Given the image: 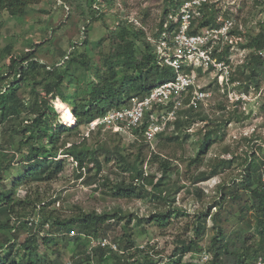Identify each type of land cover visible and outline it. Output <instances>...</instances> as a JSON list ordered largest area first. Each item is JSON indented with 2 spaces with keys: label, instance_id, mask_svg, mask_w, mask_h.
<instances>
[{
  "label": "rangeland",
  "instance_id": "obj_1",
  "mask_svg": "<svg viewBox=\"0 0 264 264\" xmlns=\"http://www.w3.org/2000/svg\"><path fill=\"white\" fill-rule=\"evenodd\" d=\"M91 6L92 8L88 0H38L29 4L22 16H11L2 11L0 77L4 78L0 80V90L5 91L13 81L16 74L14 72L18 73L20 67L28 68L32 61H37L38 67L34 73L37 83L34 90L41 93L43 86L54 80L53 77L43 79L45 75L42 73L57 69L63 76V81L53 101V116L58 115L62 119V107L66 116L72 106L80 105L91 86L104 80V61L114 49L112 36L117 32L119 23L125 22L132 30H141L147 40L155 45L160 36L156 39L154 36L158 33V25L168 3L165 0H97ZM214 9L217 11L216 16L232 19L236 26L242 27L241 42L233 47L230 54L236 66L233 78L240 82V91L248 95V102L232 105L213 93L208 107L198 111L206 116L205 122L190 123L186 130H180L178 140H169L171 131L147 141L133 132L113 133L109 129L89 131L87 124L83 123L75 132L62 139L67 141V147L75 143L94 151L100 170L97 171L88 159L84 162V168L80 169L74 160L68 158L64 159L63 168L56 178L21 184L16 189V198L24 203L15 206L9 216L0 215V223L8 221L10 227L0 233V244L6 246L0 256L2 263L6 260L7 253L11 252L13 256L14 251L30 235L33 234L40 240L49 232L47 224L40 226V212L37 211L41 205H44L48 214H53L60 220L69 219L80 211L118 213L124 217L119 223H107L109 226L106 230H100L97 237L87 238L85 254L93 264L97 263L92 255L93 250L101 247L98 243L103 239L107 245L101 248L117 255L123 254L122 264H136L138 261L171 264L179 255L177 250L183 243L190 241L196 249L185 253L181 263L209 264L212 257L210 243L216 233L215 228L219 227L226 236H238V239L246 240V248L252 251L258 248L259 238L254 230L252 212L240 219L238 210L243 200H249L247 187L251 185L249 187L253 189L256 186L259 174L263 181L264 91H260L264 86V66L262 70L256 67L254 79L257 80L258 87H255L253 81L248 83L238 79L237 69L240 67L243 74L250 73V68L246 65L255 55L253 50L242 47L246 46L249 38L255 37L260 31L264 33V0H220ZM172 16L168 10L167 20L172 21ZM137 49L138 52L141 51L140 44ZM72 59L77 62H72ZM11 67L14 71L9 73ZM117 71L121 76V72ZM32 83V80L26 81L20 90V98L26 108L33 101V94L30 92ZM256 94L257 100L254 98ZM27 113L20 112L15 124L31 115ZM7 131L9 127L6 129L0 125V148L7 150L2 155L9 160L13 153L8 152L4 143ZM205 131L212 133V142L206 152L197 158ZM100 144H104L113 154L111 161H104L102 151L96 148ZM116 147L119 148L118 153L127 156L128 161L140 156L144 176L153 177L154 181L160 179L161 162L170 164L171 171L162 186L169 187V196L165 197L170 201H159L149 194L132 198L116 197L112 187L120 181H124L125 185L131 181L130 175L121 171L120 164L115 159ZM63 158L62 155L57 156V159ZM196 158L198 161L192 163ZM221 161L225 165L218 167L216 175L196 182L198 173H209ZM16 162L17 158L13 165ZM248 172L251 174L250 184L243 186L241 182ZM11 184V178L7 177L4 185ZM224 187L235 198L227 197L224 202L221 201L220 198H224L221 188ZM147 190H150V186H147ZM40 202L42 203L37 209H33L34 204ZM169 209L175 211L170 213L166 226L146 222L155 213L167 212ZM207 211L204 235L199 238L194 233L195 223L197 217ZM214 217L221 222L215 228ZM35 220L37 224L32 227L22 226L23 222ZM125 233L133 242L132 248L127 243ZM72 236L54 234L52 244H40L37 254L46 257L44 264H86L84 256L76 252L75 245L70 240ZM130 256L132 259H128ZM247 263L254 264L253 259H248Z\"/></svg>",
  "mask_w": 264,
  "mask_h": 264
},
{
  "label": "trees",
  "instance_id": "obj_2",
  "mask_svg": "<svg viewBox=\"0 0 264 264\" xmlns=\"http://www.w3.org/2000/svg\"><path fill=\"white\" fill-rule=\"evenodd\" d=\"M37 1L0 0V13L6 11L11 16H22L25 13L26 7ZM96 1L88 0L90 8H92V3H96ZM165 2L168 3V6L163 11L162 19L158 25V33L154 36L155 39L161 36L160 34L164 32L169 33L177 28L176 23L167 20L168 10L174 15L179 11L184 0H165ZM202 13L203 18L193 32H196L200 28L217 26L214 23L217 15L214 5L204 3L202 5ZM164 24H167L166 29L163 27ZM238 32V26H235L234 33ZM112 40L114 42V49L104 61V80L91 86L89 93L81 99L80 105L72 106L70 109L71 112L69 111L66 116H64L65 110L62 107V119L58 115L53 116L55 113L53 101L63 81V76L57 69L42 73L45 75L43 79L53 77L54 80L45 84L41 93H36L34 90L37 83L34 76L38 67L37 61H32L28 68L20 67L18 73L14 72L16 74H14L13 81L5 88V91L2 92L0 90V125L5 126L6 129L9 127V131L5 132L4 143L9 150L8 152L13 153L11 158L7 160V156L2 155V152L7 150L0 148V215L9 216L15 206L24 203L18 201L16 198V189L21 184L50 181L56 178L59 171L63 168L64 159L71 158L77 163L80 169L84 168V162L88 159L93 163L97 171H99L100 163L95 158L94 151H90L83 145L75 143L67 147V141L65 139L63 140L62 137L75 132L83 123L88 124L93 119L103 116L107 111L126 105L133 97L141 98L154 87L174 78L173 71L169 67L159 63L155 45L147 40L141 30H132L125 22H121L119 23L117 32L113 34ZM138 44L141 45V51L139 52L137 49ZM242 48H249L253 51L264 49V33L260 31L255 37L249 38L246 46ZM5 51L9 52V49L5 48ZM71 61L77 62L76 59H72ZM246 66H249L250 73L243 74L239 67L237 69L238 79L248 83L253 81L255 87H258L256 86L257 80L254 79L256 67L262 70L264 66L263 60L253 57L252 61ZM13 69L11 67L9 73H12L14 71ZM117 70L121 72V76H119ZM3 78L4 76H1L0 80ZM31 80L33 83L30 92L33 94V101L26 108L20 98V90L26 81ZM23 111L28 112L27 114L31 113V115L15 124L16 118H18L17 115ZM205 120L206 116L200 112H194L193 110L180 112L175 122L169 125V131L172 132L169 140H178L180 130L187 128L190 123L195 121L205 122ZM67 125H74V127ZM97 130L99 131L100 129ZM143 130L144 127L138 131H134V134L142 136ZM161 136L162 133L158 135V137ZM212 136L210 131L204 132L202 141L199 144L197 158L206 152L209 144L212 142ZM96 148L102 151L105 162L111 161L113 154L106 149L104 144H100ZM114 151H116L117 156L115 159L120 164L121 171L128 173L131 178L130 183L127 185L124 184V181H120L112 187L113 194L116 197L132 198L142 194H149L153 199L170 201L165 197V195L169 194V187H162L164 180L167 178V174L171 171L170 164L165 161L161 162L160 179L154 181L155 178L144 176V172L142 171L143 160H141L140 156L132 161H128L127 156L118 153V147ZM58 155H62L64 158L57 159ZM16 158V165H13L15 164L14 161ZM197 158L192 163H196L198 161ZM224 165L225 162L221 161L209 173H198V176L195 178L196 182L205 181L210 176L216 175L218 173V167H223ZM7 177L12 180L10 186L4 185ZM250 177L251 174L248 172L241 182V185L250 184ZM147 186H150L149 191L147 190ZM249 186L247 187L249 200H243L238 212L240 219H243L248 212H252L255 223L254 230L259 238L258 248L252 251L246 248V240L238 239V236H226L220 227L215 228L217 223L221 222L217 220L218 218L214 217L213 222L215 223L214 228L216 233L209 247L212 254L209 264H248V259H253L254 264H257L259 258H261L264 264V182L261 179V174L257 177L256 186L253 189ZM161 187L162 189H160ZM221 191L223 192L222 196H224V198H220L221 201L224 202L227 197L235 198V195L231 194V191H228L227 187L221 188ZM41 203L34 204L33 209H37V206ZM24 210L22 209V211ZM174 211L173 209H169L167 212L155 213L146 219V222L164 227L167 225L170 213H174ZM37 212H40V226L47 224L49 232L40 240L36 239L33 234L30 235L20 245V248L14 251L13 256H11V252L7 253L6 260H3V263L0 260V264H44L46 257H40L37 254L39 245L49 246L52 244L54 234H61L62 236L72 234L73 236L70 240L75 245L76 252L84 256L86 264H93L91 258L85 254L87 238L97 237L100 230H106L109 226L107 223H110V221L119 223L124 218L118 213L96 214L94 212L85 213L80 211V213L69 219L60 220L57 216L48 214L44 205L39 206ZM207 216L208 211L206 214L197 217L194 233L199 238L204 235L205 218ZM201 218H203V221ZM28 222H23L22 226L25 227L28 225ZM126 224L125 226H127ZM9 228L8 221L0 223V233ZM125 236L128 237L127 243L132 248L133 242L130 236L126 233ZM193 244L192 241L183 243L177 250L178 257L171 264H182L183 255L190 252L191 249H196V246ZM5 247L0 244V256L3 254ZM10 247L12 249V246ZM259 253L262 254L258 255ZM92 255L97 259L96 264H122L123 261V254L117 255L101 247H95ZM128 259H132V256L128 257ZM72 264H75V262ZM136 264L153 263L149 261H144L143 263L138 261ZM185 264L195 263L189 262Z\"/></svg>",
  "mask_w": 264,
  "mask_h": 264
},
{
  "label": "built area",
  "instance_id": "obj_3",
  "mask_svg": "<svg viewBox=\"0 0 264 264\" xmlns=\"http://www.w3.org/2000/svg\"><path fill=\"white\" fill-rule=\"evenodd\" d=\"M219 1L184 0L179 11L172 16L177 28L162 33L155 44L159 63L169 67L174 78L154 87L143 97H133L126 105L88 122L89 131L109 129L113 133L130 134L144 127L143 138L152 141L169 131V125L175 122L180 112H198L207 108L213 93L232 105L247 103L248 95L240 91V82L233 78L236 66L230 54L241 42V25H238L239 32L234 33L236 25L232 19L216 16V27L193 32L203 18L202 5L217 6ZM253 52L264 62V49ZM262 177L264 181V173ZM36 224L37 220L28 222L29 226ZM101 241L98 246L105 247L106 240ZM257 264H263L261 258Z\"/></svg>",
  "mask_w": 264,
  "mask_h": 264
},
{
  "label": "clouds",
  "instance_id": "obj_4",
  "mask_svg": "<svg viewBox=\"0 0 264 264\" xmlns=\"http://www.w3.org/2000/svg\"><path fill=\"white\" fill-rule=\"evenodd\" d=\"M75 119V118H74Z\"/></svg>",
  "mask_w": 264,
  "mask_h": 264
}]
</instances>
